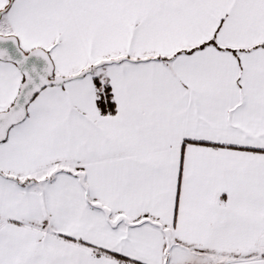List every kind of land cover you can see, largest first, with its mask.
<instances>
[{"label": "snow or ice", "instance_id": "obj_1", "mask_svg": "<svg viewBox=\"0 0 264 264\" xmlns=\"http://www.w3.org/2000/svg\"><path fill=\"white\" fill-rule=\"evenodd\" d=\"M0 264H264V0H0Z\"/></svg>", "mask_w": 264, "mask_h": 264}]
</instances>
